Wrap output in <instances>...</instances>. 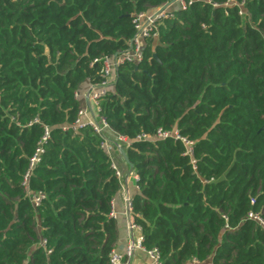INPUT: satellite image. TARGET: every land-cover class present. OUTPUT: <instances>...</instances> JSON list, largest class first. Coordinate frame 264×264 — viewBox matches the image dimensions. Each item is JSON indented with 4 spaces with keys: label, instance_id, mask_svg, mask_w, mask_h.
Wrapping results in <instances>:
<instances>
[{
    "label": "trees",
    "instance_id": "trees-1",
    "mask_svg": "<svg viewBox=\"0 0 264 264\" xmlns=\"http://www.w3.org/2000/svg\"><path fill=\"white\" fill-rule=\"evenodd\" d=\"M168 1L0 0V264H110L120 179L101 135L69 127L75 93L101 80L100 58L128 50L135 14ZM227 1L161 20L99 101L130 142L131 215L160 264H264V228L247 218L264 219V0ZM45 128L34 206L22 179ZM158 129L191 139L192 156L172 138L135 139Z\"/></svg>",
    "mask_w": 264,
    "mask_h": 264
},
{
    "label": "built area",
    "instance_id": "built-area-1",
    "mask_svg": "<svg viewBox=\"0 0 264 264\" xmlns=\"http://www.w3.org/2000/svg\"><path fill=\"white\" fill-rule=\"evenodd\" d=\"M170 1L171 0H169L168 2ZM192 1L194 0H175L174 2L178 3V5L180 6L179 9H185L187 5ZM203 1L214 4L213 2H211V0ZM168 2L156 8L155 10L149 12H139L135 14L133 18L135 32L132 39L130 40L128 50L120 54H115L112 57L103 56L102 58H100V60L102 61V70L100 74L101 80L97 83H89L85 91L81 92V90H79L75 93L76 98H83L84 102H82V105L78 110L74 122L69 127L72 130L76 131L84 126H90L96 133L101 135V137L103 138L101 142V148L110 158L111 167L115 170L116 176L120 179V190L122 191V197L126 209L125 214L127 216L128 228L130 230L131 237L129 244L126 246L123 252H120L116 249H112L110 251V264H130L129 258L132 257L135 249H139L146 254L149 261L148 264H160L157 249H145L142 245V235L140 233V228L133 223L131 215V196L123 186V178L125 176V173H123L119 169L118 164L114 160V152L116 150L119 151V148L123 147L122 144H124L125 146H129L130 142L124 136L114 132L108 126L105 119L99 114V101L110 91L111 87L115 83V72L117 66L124 61L138 62L139 60H141L144 39L158 36V24L161 22V20L171 16L172 14L169 8L174 2L165 7ZM224 4H236L238 6L242 5V3H236L235 0H228ZM239 13L242 14L243 12L240 10ZM86 100L89 102V107L86 104ZM66 128L68 127H63V129ZM48 137L49 131L47 128H45L44 135L39 140L34 154L29 158L28 167L23 174L22 185L34 206H38L40 204L41 200L44 198V195L41 192L31 193L27 187L28 179L35 165L40 161L41 154L44 152L43 143L47 140ZM153 138H172L174 140H178L184 146V154H187L189 156H192L193 154L194 142L186 136L181 135L177 129H171L167 131L158 129L154 135L140 134L136 136L135 139L147 140ZM192 163L194 164V160H192ZM131 173L128 172L127 175H130ZM133 176L136 180L137 176L135 174ZM116 216L117 214L114 209L113 202H111L109 217L115 220ZM247 218L255 221L264 228V219L259 213L249 211L247 213ZM44 242L45 241L42 240L41 244H44Z\"/></svg>",
    "mask_w": 264,
    "mask_h": 264
},
{
    "label": "crops",
    "instance_id": "crops-1",
    "mask_svg": "<svg viewBox=\"0 0 264 264\" xmlns=\"http://www.w3.org/2000/svg\"><path fill=\"white\" fill-rule=\"evenodd\" d=\"M88 82H84L82 86L80 87L81 92L85 91L88 87ZM81 101L84 102V99L81 98ZM128 171L125 172V176L123 178V186L125 187L126 191H128V194L132 197L134 193L137 191L135 179H134V173L132 172L130 175H127ZM114 209L116 211V226H117V240L115 243L114 249L123 252L126 248V246L130 242L131 233L128 228V220L127 216L125 214V205L122 197V191H118V193L115 195V197L112 200ZM148 258L146 254L139 250L135 249L134 253L131 257L130 264H148Z\"/></svg>",
    "mask_w": 264,
    "mask_h": 264
},
{
    "label": "water",
    "instance_id": "water-1",
    "mask_svg": "<svg viewBox=\"0 0 264 264\" xmlns=\"http://www.w3.org/2000/svg\"><path fill=\"white\" fill-rule=\"evenodd\" d=\"M175 0H171L170 2H168L165 7L169 6L170 4H172ZM154 57H155V54H154ZM86 104L87 106L89 107V102L86 100ZM119 151L123 157V159L125 160V162L128 164L129 166V169H128V172L131 173L132 172V164L129 162V160L127 159V156H126V153H125V150L123 147H120L119 148ZM131 260V257L129 258V262Z\"/></svg>",
    "mask_w": 264,
    "mask_h": 264
},
{
    "label": "rangeland",
    "instance_id": "rangeland-1",
    "mask_svg": "<svg viewBox=\"0 0 264 264\" xmlns=\"http://www.w3.org/2000/svg\"><path fill=\"white\" fill-rule=\"evenodd\" d=\"M180 8V6L178 5V3H173L171 6H170V8H169V10L171 11V13L174 11V10H177V9H179ZM123 171V173L125 172V170L123 169L122 170Z\"/></svg>",
    "mask_w": 264,
    "mask_h": 264
}]
</instances>
